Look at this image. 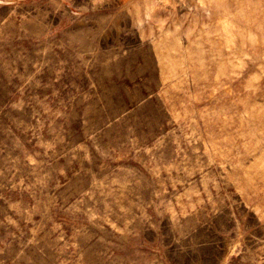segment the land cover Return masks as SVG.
<instances>
[{"label": "rangeland", "instance_id": "374dc122", "mask_svg": "<svg viewBox=\"0 0 264 264\" xmlns=\"http://www.w3.org/2000/svg\"><path fill=\"white\" fill-rule=\"evenodd\" d=\"M0 264H264V0H0Z\"/></svg>", "mask_w": 264, "mask_h": 264}]
</instances>
